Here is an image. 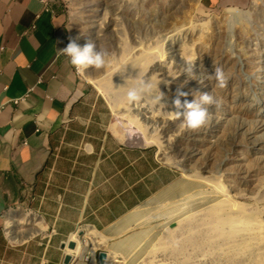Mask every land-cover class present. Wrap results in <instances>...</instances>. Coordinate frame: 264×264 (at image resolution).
I'll use <instances>...</instances> for the list:
<instances>
[{"label":"rangeland","instance_id":"rangeland-1","mask_svg":"<svg viewBox=\"0 0 264 264\" xmlns=\"http://www.w3.org/2000/svg\"><path fill=\"white\" fill-rule=\"evenodd\" d=\"M57 5L66 15L68 40H91L106 53L105 63L89 66L85 74L75 68L109 105L113 133L126 145L149 150L174 172L173 184L149 204L110 231L96 232L93 239L109 241L98 248L112 253L106 264H264V0L213 8L204 0H58ZM180 26L181 41L175 34ZM189 56L204 72L220 66L223 85L194 68L185 71L179 61ZM158 63L167 70L157 69ZM148 77L157 79L164 103L152 99L155 90L136 100L126 97L135 79ZM177 89L188 93L182 100L204 91L212 95L201 127L181 126L171 104ZM133 103L152 115V132L121 125ZM167 142L180 153H164ZM205 184L244 208L234 210L237 223L231 229L218 224L215 210L202 209L213 198ZM244 211L253 216L249 224ZM243 224L244 236L238 227ZM87 229L73 236L82 238L84 256L71 255L98 264Z\"/></svg>","mask_w":264,"mask_h":264},{"label":"crops","instance_id":"crops-1","mask_svg":"<svg viewBox=\"0 0 264 264\" xmlns=\"http://www.w3.org/2000/svg\"><path fill=\"white\" fill-rule=\"evenodd\" d=\"M57 2L0 0V264H65L77 232L110 231L174 182L170 166L116 137L106 100L59 50Z\"/></svg>","mask_w":264,"mask_h":264},{"label":"clouds","instance_id":"clouds-1","mask_svg":"<svg viewBox=\"0 0 264 264\" xmlns=\"http://www.w3.org/2000/svg\"><path fill=\"white\" fill-rule=\"evenodd\" d=\"M59 50L67 56L70 64L80 69L89 66L99 67L105 63L106 53L99 50L91 40H86L83 44H80L75 39H69ZM192 62L189 61L186 64L185 71H191ZM202 74L204 78L214 79L219 85H223L226 79L224 70L218 65L214 66L211 73L203 72ZM154 90L157 94L152 99L164 103L162 100L164 93L159 90L158 81L153 82L144 78L135 79L134 83L126 88L125 95L131 101ZM187 95V92L177 89L176 95L171 98V104L178 109L175 115L180 117L181 126L187 129H196L201 127L209 118L207 105L213 103V97L209 92L204 91L199 92L198 96H192L191 99H181V97Z\"/></svg>","mask_w":264,"mask_h":264},{"label":"bare ground","instance_id":"bare-ground-1","mask_svg":"<svg viewBox=\"0 0 264 264\" xmlns=\"http://www.w3.org/2000/svg\"><path fill=\"white\" fill-rule=\"evenodd\" d=\"M235 13L236 12L231 11L228 14V16L229 17H232V16L234 17V14ZM235 18H237V17H235ZM175 30L177 31L175 34L177 35L178 40L181 41V35H182V31H183L182 26L175 27ZM170 32L171 31H169L168 33H170ZM171 36H172V34H170L168 37H171ZM189 61H193L192 62V68H194L196 70H199L201 72H204L201 68L198 67L197 64H199V62L195 61L192 56L182 57L179 62H180L181 65L186 66V64ZM86 69H90V68L87 67V68L80 69V70L83 72V74H85L86 73ZM157 69H162V70L165 69V70H167L166 67L162 63L161 64L160 63L157 64ZM158 73H160V72H158ZM149 74H153L154 77L156 76V73H153V69L149 72ZM150 77H148L147 80H153V81H156L157 80V79H153L154 77L153 78H150ZM98 80H100V79L98 78ZM142 107L143 106L140 103H133L131 108H129V109L126 108L127 112H125V111L124 112L128 115V117L126 116V120L125 121H122V124L121 125L127 126V128L128 127L137 128V129L141 130L142 132H145L146 129L151 128V130H149V131L152 132V130H153L152 127H155L153 124L149 125L150 123H152L151 121L153 120L152 115L145 109L146 107L144 109ZM157 122L159 123L161 121L160 120H157ZM120 131H122V130H120ZM143 135H145V134H143ZM147 138L150 139V136L149 137H146L145 140H147ZM124 139H126V138H124ZM165 143H166V141H165ZM167 151H168V153H171V151H176V153H180V150L177 149V147L174 144H170L169 142H167V144H166V148L164 149V153H166ZM191 178H194V177H191ZM205 186H208V188H206V189H208L209 193L213 194L212 195L213 198L211 199V202L206 203L205 206L202 209H213V210H215L216 211V219H217L218 224L220 226H222L223 224L224 225H227L231 229V225H235L237 223L236 222L237 217L235 216V214H233L234 210L239 209V210L243 211L244 208L240 204H237L235 202V200H233V202H229V201L224 200L223 199V195L220 193V191L217 192V193H214L213 191L216 190V186H210V185H207V184H205ZM244 213L245 214H243L242 217L243 218H246L248 224L251 223V221H253V216L251 215V213L247 214L245 211H244ZM29 218H30V216H29ZM30 219H32V218H30ZM33 219H35V218H33ZM242 222L244 223V221H242ZM22 224H24V223H22ZM32 224H33V222H32ZM30 225H31V223H30ZM41 225H42V223H41ZM40 227H42V226H40ZM238 227L241 228L244 231V233H242L243 236H244V234L246 233L247 228L245 227L244 224H243V226H238ZM131 228H133V227H131ZM138 229H139V227H138ZM84 235H87V236L91 237L92 243H93L92 245H93L94 250H98V248L101 245H103V244L106 245L109 242L108 240L106 242H101L97 238L93 239L94 236L96 235V231L95 230H92V229H87L86 231H84ZM249 239L251 241L252 237H249ZM69 241L74 242L75 246H74L73 249H66L65 248L68 251L67 253L70 254V255H71V253H75L77 257L82 258L84 256V253H85V244H82V251H81L80 248H79L80 247V245H79L80 244L79 239L78 240H75L76 242L73 241V240H69ZM102 252L105 253V257H107V254H110L109 256H112V253H109V251H107V252L106 251H102ZM98 253L99 252H94V259L96 261L98 260ZM71 258L72 257H70V259ZM104 261H103V263H104Z\"/></svg>","mask_w":264,"mask_h":264},{"label":"water","instance_id":"water-1","mask_svg":"<svg viewBox=\"0 0 264 264\" xmlns=\"http://www.w3.org/2000/svg\"><path fill=\"white\" fill-rule=\"evenodd\" d=\"M75 246L74 242L72 241H68L67 243H65L63 246H62V249H73ZM70 254L66 253L65 256H64V259H63V262L65 264H67L70 260ZM105 260V253L104 252H99L98 253V261L99 263H102L103 261Z\"/></svg>","mask_w":264,"mask_h":264},{"label":"built area","instance_id":"built-area-1","mask_svg":"<svg viewBox=\"0 0 264 264\" xmlns=\"http://www.w3.org/2000/svg\"><path fill=\"white\" fill-rule=\"evenodd\" d=\"M45 4H49V3H51L52 2V0H42ZM75 70H76V72L78 73V71H77V68H75ZM26 97V95L24 96V97H22V98H19V99H14V100H12V103L13 104H17L18 102H20V101H23L24 100V98ZM49 232H52V230H50ZM79 242H80V250L82 251V238H79ZM91 250L93 251V252H99L98 250H94L93 249V247H92V243H91ZM71 257H72V259H73V256L72 255H70ZM106 261V260H105ZM104 261V263L102 262V263H99V261H98V264H106V262ZM89 262H91V261H89Z\"/></svg>","mask_w":264,"mask_h":264}]
</instances>
